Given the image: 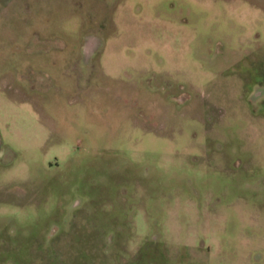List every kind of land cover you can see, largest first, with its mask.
<instances>
[{
    "label": "rangeland",
    "instance_id": "374dc122",
    "mask_svg": "<svg viewBox=\"0 0 264 264\" xmlns=\"http://www.w3.org/2000/svg\"><path fill=\"white\" fill-rule=\"evenodd\" d=\"M0 264H264V0H0Z\"/></svg>",
    "mask_w": 264,
    "mask_h": 264
}]
</instances>
